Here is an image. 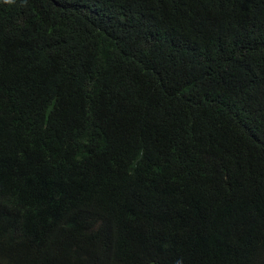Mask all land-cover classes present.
<instances>
[{
  "label": "trees",
  "instance_id": "trees-1",
  "mask_svg": "<svg viewBox=\"0 0 264 264\" xmlns=\"http://www.w3.org/2000/svg\"><path fill=\"white\" fill-rule=\"evenodd\" d=\"M0 264H264V0H0Z\"/></svg>",
  "mask_w": 264,
  "mask_h": 264
}]
</instances>
